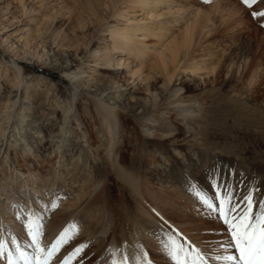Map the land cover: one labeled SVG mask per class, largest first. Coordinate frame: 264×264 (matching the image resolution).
Returning <instances> with one entry per match:
<instances>
[{"label": "rangeland", "instance_id": "rangeland-1", "mask_svg": "<svg viewBox=\"0 0 264 264\" xmlns=\"http://www.w3.org/2000/svg\"><path fill=\"white\" fill-rule=\"evenodd\" d=\"M97 1L0 0V264H35L37 228L45 250L68 232L49 264H105L110 210L128 257L135 237L169 264L174 240L200 263L165 221L185 223L208 258L237 256L219 208L229 194L233 214L248 195L253 213L264 205V0H155L164 37L141 49L152 26L139 0ZM128 9L144 22L127 27ZM118 24L126 40L115 45Z\"/></svg>", "mask_w": 264, "mask_h": 264}, {"label": "bare ground", "instance_id": "bare-ground-1", "mask_svg": "<svg viewBox=\"0 0 264 264\" xmlns=\"http://www.w3.org/2000/svg\"><path fill=\"white\" fill-rule=\"evenodd\" d=\"M151 1L150 0H139L137 3L139 4V6L140 7H142L143 9V11L144 12H147V13H145V16H146V18H144L143 20H145V22H146V24H151L150 26H152V30L150 29L149 30V32L147 33V34H145V36H142L141 38H137V44H138V47L140 46H142L141 44H145V39L147 38V37H149L150 35H152V36H158V32H160V36L162 35L161 33H163V30L161 31V29L159 28V24H156V22L159 20L158 19V16H156V2H155V0H153L152 2H155V5L154 6H152L151 5V3H150ZM102 3V1H97V4L99 5V4H101ZM134 12V14L132 15V12H130L129 11V9H128V11H125V13H124V16H125V20H124V23H125V25L127 26V27H130V26H132L133 28H135L138 24H140V23H142V22H144L142 19L141 20H137L136 19V12L135 11H133ZM163 15V14H162ZM161 15V16H162ZM160 17V16H159ZM158 19V20H157ZM197 20V19H196ZM199 20H200V18H199ZM149 21V22H148ZM177 23V22H176ZM179 23H181V22H178V24ZM136 25V26H135ZM175 25V24H174ZM119 26V24L118 25H115V30H116V33L113 31V33H115V36L114 37H116L117 38V42L115 43V45L118 43V44H120V43H122L123 41H125L126 40V38L125 37H123V35H122V32H121V29L118 27ZM138 27V26H137ZM117 28V29H116ZM151 28V27H150ZM178 28V27H177ZM166 29V28H165ZM158 31V32H157ZM187 34H189V32H190V29H186V30H184ZM187 34H185V35H187ZM189 36H190V34H189ZM162 37H164V34H163V36H161V37H156V38H158V39H156V40H159V38L161 39ZM150 38H153V37H151L150 36ZM184 38V37H183ZM188 38V37H187ZM193 38V37H192ZM134 39V38H133ZM155 39V38H154ZM111 40H109V42H110ZM147 41V40H146ZM144 42V43H143ZM157 42V41H156ZM174 42V41H173ZM172 42V43H173ZM130 43H132V41H130ZM123 44H125V43H123ZM146 46V45H145ZM148 46V45H147ZM146 46V47H147ZM170 46V45H169ZM139 47V48H140ZM160 48V47H159ZM165 48V47H164ZM167 49L166 50H169L170 51V49L169 48H171V47H169L168 48V46L166 47ZM137 50H138V48H136ZM141 49V48H140ZM154 49V48H153ZM162 49V48H161ZM174 49V48H173ZM146 49H144V51H145ZM147 50H148V48H147ZM146 50V51H147ZM150 50H151V48H150ZM143 51V52H144ZM145 51V52H146ZM154 51V53H157L158 55H156V57L157 56H160L161 58L160 59H163L164 58V49L163 50H161V51H159V50H156V49H154L153 50ZM139 52V51H138ZM148 53V52H147ZM170 53H172V51H170ZM166 54V53H165ZM148 56H150V54L148 53L147 54ZM174 55V54H173ZM176 55V54H175ZM179 56V55H178ZM178 56H177V59H178ZM168 59V58H167ZM104 60H105V58H104ZM174 60V59H173ZM13 61V60H12ZM159 61V60H158ZM175 61V60H174ZM177 61V60H176ZM14 62V66L17 68V75H16V79H18L19 78V76L22 74V69L19 67V65H18V63H16L15 61H13ZM164 63H165V61H164ZM172 63V62H171ZM155 64V63H154ZM160 64V63H159ZM166 64V63H165ZM164 64V65H165ZM170 64V63H169ZM152 66H154V65H152ZM159 66V65H158ZM68 66L67 67H65V69L66 70H68ZM169 68V67H168ZM77 71V70H76ZM66 77H68L69 79H73L75 82L77 81L78 82V80H80V78H82L83 79V77H77V76H74V77H70L69 75H66ZM81 86V85H80ZM0 88H1V86H0ZM19 86H17L16 87V90H14V91H11L10 92V94H11V97H10V100H14V99H17L18 97H19ZM114 90V93H117V97H120V96H126L128 93V91H129V89H113ZM11 102V101H10ZM12 103H14V102H12ZM105 113H106V121H107V123L109 124V126H110V133H109V135H110V138H112V136H111V133L113 134V136L116 134V131H117V120H116V118H114L113 117V113H111L109 110H107V111H105ZM112 128H113V131H112ZM109 148H110V155L111 156H113V151H112V148H114L113 147V145H110L109 146ZM18 165V164H17ZM23 168V167H22ZM14 170H15V168H14ZM18 170L22 173V170H21V168H18ZM118 170H119V172H120V175L122 176V179L125 181V182H127V183H129V184H131V186H132V188H133V190H135V194L138 196V197H143V195H142V192L139 190V189H137V186H136V181H135V179H134V177L130 174V172L128 171V170H126V169H124L123 167H119L118 168ZM31 173V172H30ZM23 174V173H22ZM24 175V174H23ZM34 177H35V175H34ZM22 178V177H21ZM30 181H32V180H30ZM29 180L25 183L26 184V188H30V190H32L33 189V185H30L28 182H30ZM134 185V186H133ZM26 190V189H25ZM78 204H74V203H68L67 204V206H66V208H65V210H63V211H60L59 212V216H66V217H68V216H71L72 214H69V212H68V209H72L73 207H75V206H77ZM256 208H258V207H256ZM29 209V208H28ZM67 209V210H66ZM255 210V209H254ZM26 213H28L27 211H26ZM109 213V212H108ZM30 216L29 217H31L32 219H33V214H32V212L31 211H29V213H28ZM259 213H253V216H254V218H255V216L256 215H258ZM57 216V215H56ZM110 219L107 221V225H106V231H105V233H104V240H114V242H115V246L114 247H112L111 249H109L106 253H105V256H104V260H105V264H114V262H115V264H161L160 262H156V261H153L152 259H151V257H150V253L149 252H147L146 250H147V248H146V246H144V245H142V244H140V243H138V240H136L135 239V237L133 238V240L135 241V245H136V247H134V249L136 250V252H137V254H135V255H133L134 256V258H132V257H128L127 255H126V251H127V246L125 245V244H119L118 243V241H115V239H116V236H117V226H116V224H115V220H116V218L114 217V213H112L111 212V210H110ZM55 220H56V217H55ZM51 222H53V221H51ZM166 222V224L168 225V229L171 231H174L175 233H177V234H175L176 236L178 235V236H181V237H183L184 239H185V241L189 244V246L192 248V249H195L196 251H197V249H199V251H200V254H201V256L202 255H204V256H202V259H200V263H198V264H226V262H223V261H221V260H218V259H216V257H217V255H216V257L215 256H212V257H210V258H208V257H206V254H204L205 253V251H204V253L202 252V248L200 247V245L199 244H197V242L193 239V234H191V232H190V230L188 229L189 227H187V225L185 224V223H177V222H171V221H165ZM8 224H9V222H8ZM11 224V223H10ZM14 228V227H13ZM19 231V230H18ZM171 231V232H172ZM19 233V232H18ZM173 233V232H172ZM121 237L119 236V239H120ZM6 241V240H5ZM196 242V243H195ZM176 243H177V241H176ZM181 243V242H180ZM9 249H10V247L8 246V245H6V243L5 242H1V244H0V253L4 256V257H6V258H8V256H10L9 255V253H10V251H9ZM229 249V248H228ZM219 252V251H218ZM161 253H163V251H161V252H159L158 254H161ZM228 253H229V251H228ZM218 254V253H217ZM219 254H220V252H219ZM237 254V253H236ZM232 255V254H231ZM209 256H210V254H209ZM220 256H224V255H220ZM239 256V253H238V255H237V257ZM14 257V256H13ZM196 257V256H195ZM225 257V256H224ZM3 261H5V260H3ZM28 261H30V260H28ZM170 262L172 263V264H176V261L175 260H170ZM171 263H169V264H171ZM232 264H234V262H232Z\"/></svg>", "mask_w": 264, "mask_h": 264}, {"label": "snow or ice", "instance_id": "snow-or-ice-1", "mask_svg": "<svg viewBox=\"0 0 264 264\" xmlns=\"http://www.w3.org/2000/svg\"><path fill=\"white\" fill-rule=\"evenodd\" d=\"M244 2L248 6H251L255 0H244ZM255 15H264V13H258ZM232 199L233 197L231 194L225 196L221 201L219 212L223 217V221L227 225L231 236V241H229L227 246H234L239 253V256H217L216 259L224 260L226 264H232V262H234V264H264V205H261L259 214L254 218L253 209L255 204L252 195L243 198L246 202V209L238 214H233L235 206L232 205ZM205 202L208 203V206L213 208L214 211L217 210L211 203L208 201ZM74 227L75 226H73V228ZM39 235V228H37L33 234V241L36 244L38 252V255L34 257L35 264H49V261L55 252L67 241L68 232L66 230L48 250H45L40 246V241L38 239ZM80 251L81 249L77 248L76 252L72 255L75 256L76 253H79ZM170 255L172 259L176 261V264H187L188 254L183 247L178 245L174 240L172 241ZM197 259H202L199 249H197ZM70 260L71 257L65 261V264H68V261ZM10 264H12L11 261ZM193 264H195V261H193Z\"/></svg>", "mask_w": 264, "mask_h": 264}]
</instances>
